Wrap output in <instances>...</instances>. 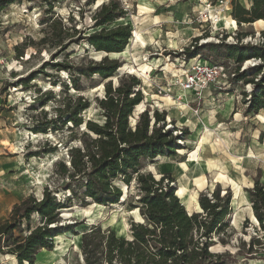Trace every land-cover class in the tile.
Segmentation results:
<instances>
[{"label":"rangeland","instance_id":"374dc122","mask_svg":"<svg viewBox=\"0 0 264 264\" xmlns=\"http://www.w3.org/2000/svg\"><path fill=\"white\" fill-rule=\"evenodd\" d=\"M108 1L89 4L87 0H17L0 11V222L9 218L15 203L31 194L40 199L45 187L55 189L64 182L56 173V164L62 159L69 162V147L79 144L84 128V125L75 128L72 134V124L62 126L57 122L46 133L37 132L33 120L42 119L44 112L47 118L56 117L57 107L67 94H82L90 101V106L82 113L84 119L102 122L104 115L97 97L104 96L105 82L112 79L115 86L122 74L131 73L141 79L136 90L140 89L144 98L134 110L131 123L135 124L147 108L151 114L155 109L166 110V128H177L174 133H182L184 128L190 132L185 140H180L183 147L176 155L147 160L143 171H151L157 178L170 172L178 188L187 185L190 193L185 206L190 213L200 210L195 200L199 201L202 192L212 193L220 187L223 195L231 190L229 228L222 234L229 242L216 241L213 249L215 252L229 250L238 264H264V229L259 220L258 223L254 220L249 193L257 178L264 181V110L248 114L243 96V91H250L252 84L231 80L226 85L219 84L204 91L203 98L194 101L185 97L186 93L177 88L179 84L176 83L188 60L180 53L192 47L196 37H199L198 43L219 42L223 36L227 37L226 41L236 42L240 38L244 43H255L262 41L264 25L239 24L231 15L233 5L230 6L231 14L225 10L220 12L221 17L216 18L219 22L215 23L211 19L214 18L213 9L210 13L205 9V0H121L127 14L113 26L129 23L132 37L140 27L142 41L141 47L136 49L131 37L122 53L109 54L123 61V66L112 78L103 80L99 74L80 75L75 70L46 65L64 61L78 66L100 60L107 54L97 53L84 39L77 44L65 38L63 45H59L58 29L50 28L49 23L50 17H62L65 37L74 34L76 28H84L85 34H89L95 30L92 27L94 12ZM239 1L246 7L251 5L250 0ZM50 3L53 7L48 12ZM46 36L48 40L43 42ZM54 53L58 55L55 59ZM219 62L226 65L229 74L239 67L233 59L222 57ZM256 62V59L247 60L240 68ZM45 65V72L38 73L27 85L22 82L31 71ZM142 65H149L147 74L140 70ZM75 76L80 77L81 89L73 85ZM179 94H184L180 100ZM185 98L190 102L186 104ZM184 104L190 106V113ZM206 127L213 129L214 135L204 144ZM55 145L56 150L45 152ZM35 151L40 153L33 155ZM231 176L240 181V197H236ZM123 190L124 199L111 205H93L92 202L84 205L63 188H58L54 194L69 205L61 211L63 223L83 221L76 227L78 234L100 224L103 229L110 227L118 235L130 237L132 221H140L142 217L139 209H133L131 204L136 194L134 182ZM74 235L66 232L57 236L53 250L42 249L37 254L36 264H84L82 240L77 247ZM240 248L244 254H237ZM0 264L18 262L14 256L0 252Z\"/></svg>","mask_w":264,"mask_h":264},{"label":"trees","instance_id":"16d2710c","mask_svg":"<svg viewBox=\"0 0 264 264\" xmlns=\"http://www.w3.org/2000/svg\"><path fill=\"white\" fill-rule=\"evenodd\" d=\"M15 1L0 0V11ZM87 1L90 4L97 0ZM250 3V7L239 0L233 3L232 15L239 24L264 19V0H250ZM52 7L50 3L47 11L51 12ZM126 14L121 0L104 2L92 16L95 30L85 34L84 28H76L70 37L64 36L66 26L62 17H50L49 27H57L59 45H63L65 38L77 44L84 39L97 51L107 54L100 60L78 66L64 61L46 65L75 70L80 75L99 74L103 80L112 78L123 66V61L109 54L123 52L132 37L129 23L113 26ZM261 36L262 41L255 43H244L240 38L236 42L226 41V36L219 42L198 43L199 37H196L195 44L180 54H185L187 59L200 56L219 61L224 57L238 62L239 67L231 80L252 84V89L243 91V96L246 112L257 114L264 110V31ZM46 40L47 36L43 42ZM53 56L55 59L58 55L54 53ZM250 59L258 62L241 69L240 66ZM46 65L31 71L22 82L27 85L38 73L45 72ZM79 76L72 79L76 89H81ZM248 76L251 77L247 79ZM138 85L141 79L131 73L122 74L115 86L112 79L105 82L104 96L97 97L104 115L102 122L84 119L82 113L90 106V101L82 94H67L57 107L56 117L47 118L44 112L42 119L33 120L37 132L46 133L57 122L62 126L72 124V134L75 128L83 125L85 128L79 136V144L69 147V162L62 159L56 164V173L64 182L55 189L45 187L40 199L31 194L15 203L9 218L0 222L1 253L14 256L18 264H36L37 254L42 249L53 250L57 236L66 232L78 234L76 227L83 221L63 223L61 211L69 205L57 199L54 191L58 188L68 190L84 205L89 202L111 205L124 197L119 184L124 183L129 188L134 182L136 194L131 204L133 209H139L142 220L132 221L130 237L120 236L110 227L103 229L100 224L85 231L81 237L84 264H238L229 250L215 252L213 249L216 241L229 242L222 234L229 228L231 190L223 195L220 187L212 193L202 192L200 210L190 213L181 196L176 194V178L170 172L157 178L153 172L143 171L147 160L176 155L183 147L180 140H185L190 132L184 128L182 133H174L177 128H166V110L155 109L151 114L147 108L132 124L130 118L134 110L144 101L141 90H136ZM56 149V145L50 146L45 152ZM39 153L35 151L33 155ZM249 193L254 215L264 229V183L257 178ZM237 254H244L242 248Z\"/></svg>","mask_w":264,"mask_h":264},{"label":"built area","instance_id":"2783aa9c","mask_svg":"<svg viewBox=\"0 0 264 264\" xmlns=\"http://www.w3.org/2000/svg\"><path fill=\"white\" fill-rule=\"evenodd\" d=\"M235 1L237 0H205L204 3L209 13L210 8H213L219 14L222 9L230 8ZM186 63L185 71L180 78L176 79V83L186 94L190 93L194 101H200L204 91L213 86L226 85L234 76V73L227 72L224 63L212 59L197 56L189 58ZM183 96L184 94H179L177 98L180 100Z\"/></svg>","mask_w":264,"mask_h":264},{"label":"bare ground","instance_id":"6f19581e","mask_svg":"<svg viewBox=\"0 0 264 264\" xmlns=\"http://www.w3.org/2000/svg\"><path fill=\"white\" fill-rule=\"evenodd\" d=\"M101 1L102 0H98V3L100 4L101 3ZM205 8H207V7H205ZM208 9V8H207ZM210 9H213V8H210ZM229 11L230 12V14H231V10H230V8H226V9H222V11ZM215 10L213 9V10H211V15L214 17V18H212L211 17V19L216 23V22H219V20L218 19H216V18H218V17H221V15H220V13H219V15H217L215 12H214ZM222 11H220V12H222ZM232 15V14H231ZM220 19V18H219ZM255 23V25H257L258 27L259 26H261V25H264V19H259V20H257L256 22H254ZM254 23H252L253 25H254ZM133 39V41L135 42V48L136 49H138L139 47H141L140 45H141V43H140V41H142V36H141V28L140 27H138L136 30H135V35L132 37ZM106 53V52H104V51H98L97 53ZM122 53V52H121ZM112 54H120V53H112ZM136 55V54H135ZM132 70H134V67L133 66H131L130 67ZM149 65H142V66H140V70L144 73V74H147L148 73V70H149ZM129 70V69H128ZM103 85H101V87H102ZM177 88H180L179 86L177 87ZM92 93V92H91ZM184 102L187 104V102H188V98H185V100H184ZM186 104H184L183 105V107L184 108H187L188 110H189V113H190V106L188 107ZM207 124V123H206ZM84 128H85V126H84ZM205 130H206V132H205V135H204V144L210 139V138H212L213 137V135H214V130L213 129H211V128H209V127H206L205 128ZM36 135V134H35ZM209 142V141H208ZM211 142V141H210ZM209 144V143H208ZM201 157V156H200ZM159 176V175H158ZM230 178V180L232 181V183H234V186H235V190H236V197H240V194H242V192H241V184H240V181H239V179L237 178V177H234V176H231V177H229ZM202 184V183H201ZM122 188H124V187H126V188H128V186L126 185V184H119ZM189 193H190V189H189V187L187 186V185H181V187H179L178 188V190H177V193L176 194H178V195H181V200H182V202L183 203H185V204H188V196H189ZM245 195V194H244ZM240 199V198H239ZM246 200V199H245ZM94 204H97V203H95V202H93V205ZM138 210V209H137ZM252 211V210H251ZM237 220V219H236ZM254 220H255V222H258V220H257V218L255 217V215H254ZM75 236V238H76V240H77V247H79V245H80V243H81V237H82V234H76V235H74Z\"/></svg>","mask_w":264,"mask_h":264},{"label":"crops","instance_id":"0c3cea01","mask_svg":"<svg viewBox=\"0 0 264 264\" xmlns=\"http://www.w3.org/2000/svg\"><path fill=\"white\" fill-rule=\"evenodd\" d=\"M187 96H189V97H191V98H193V96L190 94V93H187L186 95H185V97H187ZM189 101V100H188ZM262 111V110H261ZM263 183H264V181H262ZM181 196V195H180ZM198 200H195V204L197 203L198 204ZM185 204V203H184ZM197 204H196V206H197ZM185 205H187V204H185Z\"/></svg>","mask_w":264,"mask_h":264},{"label":"water","instance_id":"95a60500","mask_svg":"<svg viewBox=\"0 0 264 264\" xmlns=\"http://www.w3.org/2000/svg\"><path fill=\"white\" fill-rule=\"evenodd\" d=\"M212 250V249H211ZM213 251V250H212Z\"/></svg>","mask_w":264,"mask_h":264}]
</instances>
